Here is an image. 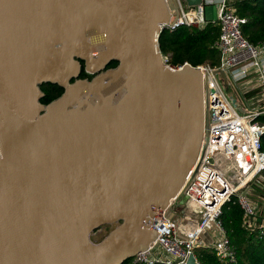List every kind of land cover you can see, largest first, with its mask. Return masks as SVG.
<instances>
[{
	"label": "water",
	"instance_id": "water-1",
	"mask_svg": "<svg viewBox=\"0 0 264 264\" xmlns=\"http://www.w3.org/2000/svg\"><path fill=\"white\" fill-rule=\"evenodd\" d=\"M178 14L177 0H0V264H121L153 242L157 209L184 203L209 114L203 70L159 49ZM43 83L63 91L43 104Z\"/></svg>",
	"mask_w": 264,
	"mask_h": 264
},
{
	"label": "built area",
	"instance_id": "built-area-1",
	"mask_svg": "<svg viewBox=\"0 0 264 264\" xmlns=\"http://www.w3.org/2000/svg\"><path fill=\"white\" fill-rule=\"evenodd\" d=\"M177 3V18L171 15L168 23H160V33L183 25L202 28L211 21L205 17L202 4L190 7L180 0ZM214 21L219 26L214 42L219 65L196 66L206 75L203 93L209 125L182 186L186 208L180 218L172 209L177 206L173 202L162 211L156 210L149 227L158 234L147 249L134 255L132 264H187L190 255L199 264L194 248L200 243H207L205 246L211 247L220 261H233L236 251L220 220L222 207L229 201L241 209L243 226L264 238V152L260 150L264 133L260 120L264 115V41L253 44L243 35L241 26L246 19L236 14L228 0H220ZM163 57L168 67L187 63L171 65L167 56ZM242 81L247 87L240 85ZM231 85H240L243 94L236 96ZM252 86L260 91L246 99Z\"/></svg>",
	"mask_w": 264,
	"mask_h": 264
},
{
	"label": "trees",
	"instance_id": "trees-1",
	"mask_svg": "<svg viewBox=\"0 0 264 264\" xmlns=\"http://www.w3.org/2000/svg\"><path fill=\"white\" fill-rule=\"evenodd\" d=\"M231 5L239 17L246 19L241 26L243 35L253 44L264 41V0H236ZM219 33V26L209 21L204 27L180 26L175 30H163L158 37L159 49L167 62L171 65H180L185 62L192 66L210 65L213 68L219 65V52L214 47ZM81 63L80 78H91L85 72L84 63ZM117 64L111 61L108 67ZM41 103L58 97L63 89L53 83H43ZM264 123V115L260 117ZM260 150L264 152V133L260 138ZM220 220L227 233L236 255L233 261H220L213 249L199 245L194 248V254L199 264H264V238L258 237L253 231L242 224V211L233 201L226 202L222 207ZM111 226V225H107ZM108 232V231H107ZM121 264H132L128 259ZM139 264V263H135Z\"/></svg>",
	"mask_w": 264,
	"mask_h": 264
},
{
	"label": "crops",
	"instance_id": "crops-1",
	"mask_svg": "<svg viewBox=\"0 0 264 264\" xmlns=\"http://www.w3.org/2000/svg\"><path fill=\"white\" fill-rule=\"evenodd\" d=\"M234 1H236V0H228V4L231 5V3H233ZM219 3H220V0H203L202 1V6L204 7V14L208 20L212 21V20L216 19ZM240 85H242L243 88L247 87L246 81H242L240 83ZM255 85H256V83H255ZM249 90L250 91L248 93H246V95L244 96L246 99H249L250 97L257 94L260 91V88L252 86ZM200 244L202 246L203 245L205 246V244H207V243H200Z\"/></svg>",
	"mask_w": 264,
	"mask_h": 264
},
{
	"label": "rangeland",
	"instance_id": "rangeland-1",
	"mask_svg": "<svg viewBox=\"0 0 264 264\" xmlns=\"http://www.w3.org/2000/svg\"><path fill=\"white\" fill-rule=\"evenodd\" d=\"M256 76V74H254ZM225 86L231 90V88L229 87V85L227 83H225ZM232 86V90L234 92V94L238 97H240L242 93V89L240 87V85H231ZM257 201L258 199L255 198ZM187 204H182L180 206H174L172 207V209L175 211V214H177V217H182V211L184 210V208H186ZM186 211H190L188 209H185ZM108 231V226L107 225H103L101 226L95 233H93V235L91 236L92 239L98 240L101 237H103L104 234H106Z\"/></svg>",
	"mask_w": 264,
	"mask_h": 264
},
{
	"label": "flooded vegetation",
	"instance_id": "flooded-vegetation-1",
	"mask_svg": "<svg viewBox=\"0 0 264 264\" xmlns=\"http://www.w3.org/2000/svg\"><path fill=\"white\" fill-rule=\"evenodd\" d=\"M41 87H43V85H40V88H41ZM104 235H105V234H104ZM104 235H103V236H104ZM101 238H102V237H101ZM101 238H100V239H101ZM100 239H98V240H100Z\"/></svg>",
	"mask_w": 264,
	"mask_h": 264
}]
</instances>
